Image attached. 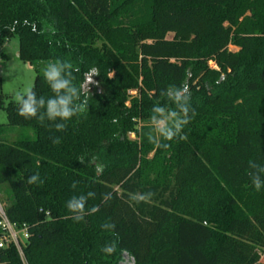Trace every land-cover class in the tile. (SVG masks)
Instances as JSON below:
<instances>
[{"label": "trees", "instance_id": "trees-1", "mask_svg": "<svg viewBox=\"0 0 264 264\" xmlns=\"http://www.w3.org/2000/svg\"><path fill=\"white\" fill-rule=\"evenodd\" d=\"M14 37L38 100L54 95L49 62L70 63L77 87L99 75L68 121L25 120L0 92L3 208L29 234L0 264H264V186L249 175L264 166V0H0V46ZM183 88L186 139L165 141L156 124L182 118ZM18 127L34 135L11 139ZM89 192L77 220L67 202Z\"/></svg>", "mask_w": 264, "mask_h": 264}, {"label": "clouds", "instance_id": "clouds-1", "mask_svg": "<svg viewBox=\"0 0 264 264\" xmlns=\"http://www.w3.org/2000/svg\"><path fill=\"white\" fill-rule=\"evenodd\" d=\"M72 69V65L67 62H49L43 70V76L45 82L50 87L52 93L51 97L45 98L41 96L37 99L36 91L34 88H27L24 91L17 92L15 96V103L17 104V114L23 117L25 120L37 119L41 124L45 120L48 121H68L73 116L83 113L88 106V98L91 95L90 85L95 83L92 79L93 75H99V71L96 68H90L85 74V82L79 87L73 84L72 72L68 71ZM188 92V88L178 89L174 96V103L180 106L182 112V118L177 116V113L173 109H169L172 119L161 121L158 129L160 136L165 141H171L172 139L179 137L180 139H186L182 135V129L184 125L189 123V112L191 109L190 95H185ZM83 97V99H81ZM160 113H163L164 109H156ZM192 115H195L192 110ZM151 119H155L154 116ZM57 131H64L66 129L65 123H55ZM150 142L156 141L152 133L148 134ZM59 138L53 140V143H59ZM160 147L168 148L169 144H159ZM249 175L252 180L253 186L257 191L264 186V166L255 162H250ZM42 181L40 180L39 173L30 176L28 183L33 184ZM74 182L72 187L75 188ZM153 194L150 193V196ZM94 193L89 192L87 196L81 195L79 197H72L67 202V208L70 212L75 214L77 220L83 219L85 212V206L87 199L93 197ZM141 199H144L141 197ZM145 200V199H144ZM104 228H115L114 224H104ZM108 252L114 250L113 247L105 249Z\"/></svg>", "mask_w": 264, "mask_h": 264}, {"label": "rangeland", "instance_id": "rangeland-1", "mask_svg": "<svg viewBox=\"0 0 264 264\" xmlns=\"http://www.w3.org/2000/svg\"><path fill=\"white\" fill-rule=\"evenodd\" d=\"M172 36V34H170ZM231 50H238V47L230 45ZM19 40L17 37L5 42L0 46V92L15 100L17 92L24 91L27 88L34 86L36 78V70L30 63L24 62L18 55ZM210 65L216 67L215 62L211 61ZM7 115L5 111L0 110V124L7 123ZM160 122L156 124L159 127ZM139 128V125L137 126ZM23 135H34L33 130L28 127H18L14 133L11 134V139ZM135 138V134L131 135ZM6 196L0 193V204L4 207L6 203ZM262 260L264 262V251L262 253Z\"/></svg>", "mask_w": 264, "mask_h": 264}, {"label": "built area", "instance_id": "built-area-1", "mask_svg": "<svg viewBox=\"0 0 264 264\" xmlns=\"http://www.w3.org/2000/svg\"><path fill=\"white\" fill-rule=\"evenodd\" d=\"M27 226H18L12 223L6 216L3 206L0 204V250L13 242L23 256V243L28 239Z\"/></svg>", "mask_w": 264, "mask_h": 264}, {"label": "water", "instance_id": "water-1", "mask_svg": "<svg viewBox=\"0 0 264 264\" xmlns=\"http://www.w3.org/2000/svg\"><path fill=\"white\" fill-rule=\"evenodd\" d=\"M18 55H19V53H18Z\"/></svg>", "mask_w": 264, "mask_h": 264}]
</instances>
